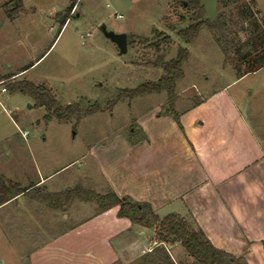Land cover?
Returning a JSON list of instances; mask_svg holds the SVG:
<instances>
[{"label": "rangeland", "instance_id": "1", "mask_svg": "<svg viewBox=\"0 0 264 264\" xmlns=\"http://www.w3.org/2000/svg\"><path fill=\"white\" fill-rule=\"evenodd\" d=\"M22 3L24 9L17 10L15 0H0V74L33 66L17 77H5L0 85L9 88L23 81L44 85L52 90L58 106L98 104L104 111L69 122L48 119L46 108L29 94L31 90L27 94L8 91L11 99L6 106L14 111L22 135L28 133L26 139L19 138V156L8 158L7 170L16 172L12 180L27 188L40 177L58 172L45 185L0 206V264H98L85 255L89 239L76 233L68 236L99 212L97 204L75 200L68 210L56 214L36 196L48 189L75 186L104 191L97 167L87 155L90 146L116 130L129 136L137 133L135 119L153 108L165 113L175 108V102L194 103L225 88L264 139V66L256 64L253 72L246 73L252 66L228 61L222 46L225 39L212 21L202 27L193 44H186L177 32L193 23L187 4L183 7L178 0H77L68 11L73 0ZM248 8L264 31V0H237L226 6L219 0L218 14H225V28L234 30L227 41L248 39L245 28L249 21L243 29L238 24ZM102 24L109 31L127 34L126 53L120 54L117 44L99 30ZM238 31L241 33L236 34ZM180 47L187 48L190 55L172 104L163 91L119 100L107 108L123 89L158 81L164 74L163 62L175 58ZM143 234L142 243L150 247L155 236L152 229H143ZM144 245L115 264H154L145 261ZM169 257L173 264L194 261L179 242L174 243Z\"/></svg>", "mask_w": 264, "mask_h": 264}, {"label": "crops", "instance_id": "2", "mask_svg": "<svg viewBox=\"0 0 264 264\" xmlns=\"http://www.w3.org/2000/svg\"><path fill=\"white\" fill-rule=\"evenodd\" d=\"M23 70L0 76L17 77ZM1 88L0 175L8 182L16 175L7 170L8 158L19 156V138L26 137L6 106L10 89ZM226 92L223 88L194 103L175 102L165 113L153 108L135 119L137 133L116 130L92 144L87 155L105 184L98 192L111 188L120 197L149 203L160 217L178 214L217 248L248 264H264V139ZM54 174L40 177L34 186L45 185ZM118 209L97 212L68 233L89 239L85 255L98 264H115L144 245L147 228L119 217Z\"/></svg>", "mask_w": 264, "mask_h": 264}, {"label": "trees", "instance_id": "3", "mask_svg": "<svg viewBox=\"0 0 264 264\" xmlns=\"http://www.w3.org/2000/svg\"><path fill=\"white\" fill-rule=\"evenodd\" d=\"M16 1V9L23 10L22 0ZM184 7L192 10L191 19L193 23L188 27L177 32L180 38L186 44H193L197 39L200 30L211 20H205V11L200 4V0H178ZM237 0H221L224 6ZM77 0H73L68 11L73 9ZM250 9H244L241 21L238 22L240 29L245 22L249 21V26L245 28V36L248 39L243 41H227L230 35L234 33L231 28H225L224 22L227 18L225 14L220 13L217 18L212 21L213 26L219 28L222 33L223 50L226 53V59L237 65H246L249 68L246 73L253 72L256 64L258 68L264 66V31L260 30V25L251 18ZM245 15V16H244ZM233 23V21L231 20ZM221 23L223 26H221ZM228 24V21H227ZM236 32V31H235ZM241 33L238 31L236 34ZM219 41V40H218ZM222 41H219L221 43ZM129 43V41H128ZM158 46L159 43H156ZM261 48L260 53L257 49ZM189 50L185 47H180L175 58L163 62L164 74L158 81H149L141 84L135 89H123L117 99L110 101L107 108H112L119 100L133 99L138 96L147 94L161 93L166 91L171 104L176 98V83L184 77V64L189 58ZM33 66L30 65V67ZM29 67V68H30ZM27 69H24L25 71ZM22 71V72H23ZM245 73V74H246ZM4 77L0 76V82ZM12 91H19L31 94L39 103L47 110V118L55 117L59 121L69 122L74 118L80 119L83 116L92 115L100 111H104L102 106L93 104L84 107L80 103H70L65 106H58L51 89L44 85L36 86L26 81L12 84L9 87ZM28 90V91H27ZM37 187L33 185L27 188H21L19 184H8L3 176L0 175V206L11 201L19 195L31 193ZM36 198L39 202L47 205L52 210L69 209L75 200L83 202H94L97 204L99 212H105L111 208L118 207V216L127 218L133 224H138L152 230H156V238L162 242H169L174 238L179 242L186 253L198 264H248L242 257H235L214 246L207 238L202 229H194L183 217L178 214H168L160 217L149 203L136 202L130 197H120L114 190L108 188L105 193H100L93 188H83L75 186L70 189H65L55 193H39ZM145 261L154 264H173L170 261L169 254L162 247L154 249L152 252L144 255ZM158 261V263L154 261Z\"/></svg>", "mask_w": 264, "mask_h": 264}, {"label": "water", "instance_id": "4", "mask_svg": "<svg viewBox=\"0 0 264 264\" xmlns=\"http://www.w3.org/2000/svg\"><path fill=\"white\" fill-rule=\"evenodd\" d=\"M200 4L204 8V11H205L204 19L214 21L217 18V14H218L219 0H200ZM66 16H67V13H64L62 15L60 22L64 23ZM99 30L107 38L111 39L113 42L117 44L120 54H124L128 51V36L126 33H115L114 31H109L105 24H102L99 27ZM176 241L177 240L174 238L172 240V243H175ZM192 264H198V261L194 260Z\"/></svg>", "mask_w": 264, "mask_h": 264}, {"label": "built area", "instance_id": "5", "mask_svg": "<svg viewBox=\"0 0 264 264\" xmlns=\"http://www.w3.org/2000/svg\"><path fill=\"white\" fill-rule=\"evenodd\" d=\"M6 91H7L6 87H2L1 88V92H6ZM27 135H28V133L26 131L23 132V136H27ZM156 233H157L156 230H153V234L155 235L154 236V240H153L152 243H150L151 244L150 247H147V248L142 250V253L143 254H147L149 252H152L156 247H162L171 256V250H172V247H173L174 243H172V240L169 241V242H162V241L158 240L156 238Z\"/></svg>", "mask_w": 264, "mask_h": 264}, {"label": "flooded vegetation", "instance_id": "6", "mask_svg": "<svg viewBox=\"0 0 264 264\" xmlns=\"http://www.w3.org/2000/svg\"><path fill=\"white\" fill-rule=\"evenodd\" d=\"M69 14V13H68Z\"/></svg>", "mask_w": 264, "mask_h": 264}]
</instances>
